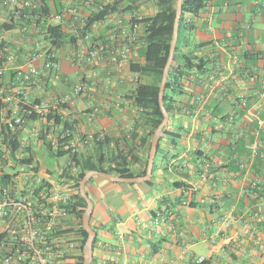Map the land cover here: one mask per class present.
<instances>
[{"label": "crops", "instance_id": "1", "mask_svg": "<svg viewBox=\"0 0 264 264\" xmlns=\"http://www.w3.org/2000/svg\"><path fill=\"white\" fill-rule=\"evenodd\" d=\"M113 1L49 0L51 12L62 17L48 18L46 23L62 24L72 34L100 5L96 3ZM66 5L76 7L77 14L68 15ZM134 6L132 13L116 12L146 18L158 11L151 0H139ZM187 19L179 54L190 56L193 66L185 67L181 58L176 63L183 74L179 88L169 92V122L151 178L122 182L94 175L86 187L93 202L90 223L96 232L91 264H264V0H205L199 13L188 14ZM112 26V17L95 23V38L105 39ZM37 37L17 29L7 37L14 60L1 81L0 122L21 113V89L36 101L69 96V103L55 109L63 121L73 124V139L66 148L96 157L98 146L87 136L104 133L108 139L104 152L117 157L106 160L104 167L125 159L140 173L148 163L151 144L143 114L127 99L137 74L107 56L98 64L77 59L81 40L77 45L70 40L45 45L49 51L45 48L30 60ZM139 49L131 53L134 62L144 60ZM53 55L61 68L44 69L46 58ZM30 64L42 73L22 83L17 69ZM82 80L91 87L77 95L74 88ZM118 101L122 108L116 106ZM92 103L101 107L99 113L90 112ZM59 131L46 117L27 120L21 129L5 130L3 140L17 134L21 148L13 155L5 141L0 188L1 178L9 175L14 188L27 194L36 174L76 193V184L63 177L69 157H53L46 146L51 141L57 149ZM30 154L32 164L19 162ZM9 210L10 217L0 218V234H7L5 250L13 251L24 232L23 213ZM79 228V218L69 214L53 234L48 233L53 264H77ZM200 257L205 258L202 263L197 262Z\"/></svg>", "mask_w": 264, "mask_h": 264}, {"label": "built area", "instance_id": "2", "mask_svg": "<svg viewBox=\"0 0 264 264\" xmlns=\"http://www.w3.org/2000/svg\"><path fill=\"white\" fill-rule=\"evenodd\" d=\"M92 3V0H88ZM102 5H98V8ZM66 13L68 15H76L77 8L66 5ZM0 14L3 19L0 21V82L4 77L8 65L14 60V53L9 47L8 36L14 29H17L22 35L33 33L37 35L34 44V52L30 60L35 59L43 50L49 51L52 45L45 40L46 30L49 24H44V14L40 0H0ZM61 19L62 14L51 12L48 18ZM113 18V26L105 39H97L93 31H88L81 39L80 44L76 48V57L89 64H98L100 59L105 56L109 61L119 66L130 65L132 62L131 53L137 51L141 47L140 35L143 23L136 15L124 17L115 12L108 14L102 21L107 22ZM85 21L83 22V24ZM82 24V25H83ZM5 25H12L7 28ZM82 27V26H81ZM41 53V54H42ZM75 59V58H74ZM61 62L55 56H49L44 62V69L59 70ZM41 69L30 64L27 68L20 67L17 69L16 76L22 82L30 81L40 76ZM138 75L136 81H138ZM91 84L86 81H80L74 88L77 95H81L88 91ZM2 87H0L1 89ZM5 90V89H2ZM18 100L26 106L28 115L37 114L40 117L47 116L52 110L59 106L69 103V96H64L53 101H39L31 99L29 93L21 89L18 92ZM118 108H122L121 102L116 104ZM110 104L106 103L105 108H109ZM91 113H99L101 107L96 104H90ZM24 126L22 116L15 115L8 118L3 123L0 122V160L6 156L5 141L2 134L5 130H17ZM104 133L91 134L87 137L90 140L95 138H103ZM73 150L76 148L73 147ZM25 169V166H22ZM31 174V173H30ZM34 184L30 186L27 194L18 191L17 187L0 188V218H8L11 215L10 207L21 210L23 221V234L18 239L19 245L15 250H5L3 241L0 242V255L2 256L1 264H53L54 249L50 241H46L48 233L53 234L56 226L61 220L70 214L66 208L72 201V194L58 185L46 182L41 177L33 174ZM12 189L14 191H12ZM34 197V198H33ZM46 243V244H45ZM44 246H43V245ZM72 246V244H71ZM204 257L198 258L197 262L202 263Z\"/></svg>", "mask_w": 264, "mask_h": 264}, {"label": "trees", "instance_id": "3", "mask_svg": "<svg viewBox=\"0 0 264 264\" xmlns=\"http://www.w3.org/2000/svg\"><path fill=\"white\" fill-rule=\"evenodd\" d=\"M138 1L139 0H115L113 2L107 3H96L101 4L102 8H98L97 5L93 12L87 17L82 27L77 28V30L72 34L67 33L64 30L62 24H49L47 27H45L46 25H43L42 28L46 30L45 40H47L48 43L54 45L60 44L65 40H70L73 44L77 45L79 40H81L88 31L92 30L95 23L105 19V17L111 12H115L117 10L119 11L120 9L122 12L132 13L135 8L134 5ZM151 1L155 2V4L158 6V11L152 16L140 19V21L143 23V28L140 32V42L142 45L139 49V53L144 57V60L142 62L132 61L129 65L130 70L137 74L139 78L135 88L127 97L129 103H131L132 106L137 107L139 112L142 113L145 118V124L149 130L150 136L149 146L151 144V139L155 130L163 120V113L159 102V89L163 71L170 52V44L173 36L177 5V0ZM40 3L44 14V24H47L46 22L48 20V16L51 13L50 2L49 0H40ZM204 6L205 0H183V9L174 60L170 67L167 85L164 91V103L168 112L171 111L170 103L172 101V97L170 96L169 92H175L176 87L179 88V80L183 74V72L179 70V67L176 66L177 61L179 58H181L184 60L183 62L185 67L190 68L193 66L192 58L190 56L186 54H179V44L182 39L183 32L189 27L187 15L198 14ZM55 7H57L58 12H61L60 4L57 1H55ZM5 26L7 28L12 27V25ZM2 105L3 102L0 99V108ZM18 114L22 116L24 123L27 120H36L40 117L37 114L28 115L26 112V106L24 105L21 108V113ZM45 117L48 119V121L53 120V124L60 129V131L56 134L58 140L57 149H54L51 141L46 142V146L50 155L53 157L67 155L70 160V164L63 169V177L72 180L76 184H79L84 175L90 170L114 173L121 177H136L145 175L147 170V162H145L144 168L140 173H136L131 168L130 163L125 159L115 166L110 165L109 167H104L103 164L106 162V160L111 162L115 161L117 158L107 157V154L104 152L105 144L108 141L105 136H103L101 139H94V143L98 146V153L96 154V157L79 152L78 150H73L72 147L66 148V146L71 144V140L73 139V124H69V122L66 120L63 121L62 117L57 114L56 110H52ZM5 141L9 144L13 155L21 148V142L17 134L9 136L7 139H5ZM32 161L33 157L31 154L29 157L19 160V162L23 165H30L32 164ZM93 179L94 176L88 181L87 185ZM14 184L16 183L10 180L9 175L1 178V185L3 187L8 185L14 187ZM12 191L14 190L12 189ZM86 207L87 202L81 196L78 188L77 192L72 195V201L66 205L68 212L77 216L80 221L79 231L81 234V254L77 264H83V248L88 237V232L83 226V212L85 211ZM6 236V233L0 234V242H2ZM45 240L50 241L51 236Z\"/></svg>", "mask_w": 264, "mask_h": 264}, {"label": "water", "instance_id": "4", "mask_svg": "<svg viewBox=\"0 0 264 264\" xmlns=\"http://www.w3.org/2000/svg\"><path fill=\"white\" fill-rule=\"evenodd\" d=\"M182 9H183V0H177V5H176V15H175V21H174V28H173V36H172V41L170 44V52L169 56L167 59L166 66L163 71V76L161 79L160 83V89H159V102H160V107L163 113V120L155 130L152 139H151V146H150V151H149V158H148V163H147V170L145 175L143 176H137V177H121L117 174L114 173H108V172H102L98 170H90L88 171L82 180L79 183V192L81 196L86 200L87 202V207L85 211L83 212V226L88 232V237L86 240V243L83 248V264H91L92 259H93V243L94 239L96 236V232L93 230L90 219L93 211V202L90 199L87 190H86V185L88 181L94 176L98 175L101 177H104L106 179L112 180V181H122V182H141V181H146L151 178L152 176V171H153V166H154V160L155 156L157 154L158 146L160 139L162 135L164 134L168 122H169V112L165 106L164 103V91L166 89L167 85V80L169 76V71L170 67L172 65V62L174 60V55H175V50H176V44L178 40V34H179V26H180V20H181V14H182Z\"/></svg>", "mask_w": 264, "mask_h": 264}, {"label": "rangeland", "instance_id": "5", "mask_svg": "<svg viewBox=\"0 0 264 264\" xmlns=\"http://www.w3.org/2000/svg\"><path fill=\"white\" fill-rule=\"evenodd\" d=\"M134 83L136 84L137 83V81L136 80H134ZM76 184V183H75ZM76 187H77V189L79 188V184H76Z\"/></svg>", "mask_w": 264, "mask_h": 264}]
</instances>
